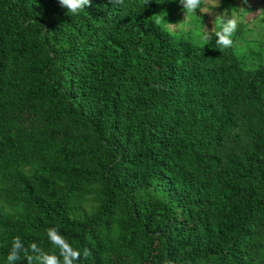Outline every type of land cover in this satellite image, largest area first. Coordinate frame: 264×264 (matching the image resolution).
Segmentation results:
<instances>
[{"label": "trees", "instance_id": "16d2710c", "mask_svg": "<svg viewBox=\"0 0 264 264\" xmlns=\"http://www.w3.org/2000/svg\"><path fill=\"white\" fill-rule=\"evenodd\" d=\"M166 4L0 0V264L49 228L76 264H264V64Z\"/></svg>", "mask_w": 264, "mask_h": 264}, {"label": "clouds", "instance_id": "9594fccd", "mask_svg": "<svg viewBox=\"0 0 264 264\" xmlns=\"http://www.w3.org/2000/svg\"><path fill=\"white\" fill-rule=\"evenodd\" d=\"M112 5L122 6L124 0H108ZM242 4L248 6V0H241ZM61 7L66 8L68 13L78 14L84 10L86 6H91V0H58ZM179 4L185 13L184 20L179 24H172L168 22L169 29L176 31L180 25L186 21L190 15L199 13L198 16L214 15L212 21L213 27L208 30L206 26L202 24V37L205 45H211L213 38H215L216 48L228 49L234 45L233 37L241 23V17L232 11L229 14L228 10L222 13L215 14L214 10L221 6V0H179ZM240 12H246L249 19V26L254 28L256 25L253 22L257 14H264V9L258 10L252 13L248 10V7L238 8ZM159 15V14H157ZM264 20V15L261 16ZM156 26L161 24L160 19L154 21ZM188 31L187 27L184 29ZM47 238L58 250V255L54 253H48L44 251L37 243L32 242L28 247L19 236H16L12 240L11 250L7 254L6 264H18L19 261L26 260L27 264H76L80 260L81 255L86 259L91 255L89 249L85 248L83 253L77 249H74L70 243L59 233L55 228H49L47 230ZM23 254V255H22Z\"/></svg>", "mask_w": 264, "mask_h": 264}, {"label": "rangeland", "instance_id": "374dc122", "mask_svg": "<svg viewBox=\"0 0 264 264\" xmlns=\"http://www.w3.org/2000/svg\"><path fill=\"white\" fill-rule=\"evenodd\" d=\"M250 3V2H249ZM245 6L242 4L241 0L229 1L223 0L221 6L214 10L215 14L222 13L225 10L235 12L241 17V23L233 37L234 45L237 48V53L240 55L246 63L258 64L262 62L264 64V20L261 16L264 14H257L253 22L255 27L251 28L249 26V19L246 12H240L238 8L248 7V10L252 13L258 10L264 9V0L254 2V4H249ZM160 15L157 19L161 20V26L164 27L169 32L176 35H183L188 37L192 42L201 44L204 41L202 37V24L206 26V29L210 30L213 27L212 21L214 20V15H203L202 19L199 13L192 14L189 18L184 21L182 25L176 31H171L168 26V22L172 24H179L184 20L185 13L182 6L179 4V0H167L166 9L160 10ZM187 27L188 31H185ZM213 41H216L213 38ZM242 59V60H243Z\"/></svg>", "mask_w": 264, "mask_h": 264}, {"label": "crops", "instance_id": "0c3cea01", "mask_svg": "<svg viewBox=\"0 0 264 264\" xmlns=\"http://www.w3.org/2000/svg\"><path fill=\"white\" fill-rule=\"evenodd\" d=\"M223 0H221V2H222ZM229 1H235V0H229ZM260 0H258V2H259ZM250 2V3H249ZM254 2H257V0H248V3L249 4H254Z\"/></svg>", "mask_w": 264, "mask_h": 264}]
</instances>
